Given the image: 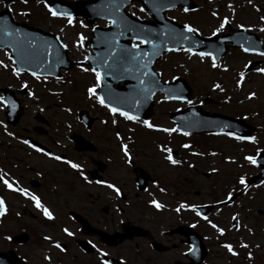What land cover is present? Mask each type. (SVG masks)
<instances>
[{"label": "flooded vegetation", "instance_id": "flooded-vegetation-1", "mask_svg": "<svg viewBox=\"0 0 264 264\" xmlns=\"http://www.w3.org/2000/svg\"><path fill=\"white\" fill-rule=\"evenodd\" d=\"M98 26L105 25L100 22ZM232 29L237 30L235 26L230 25L220 34L227 35ZM256 33L264 41V33L259 31ZM84 35L87 45L84 50L85 55H88L91 52L89 43L91 31L88 26L84 28ZM229 46L224 62L228 63L229 57L237 53L239 56L254 59L251 62L257 61L260 63L258 67H263L264 57L244 54L238 48ZM228 73L230 78L219 82L225 89L224 93L216 91L219 100L209 97L210 104H218L219 107L206 110L213 115L238 120L235 122L231 120L228 123L231 126L230 130L237 131L240 135L255 136L257 143L237 142L224 136L212 135L213 132L188 137L173 135V139L182 143L188 141L192 148L197 150L196 152L205 153L204 156L194 158L190 154L192 151L182 148L173 150L174 155L181 161L176 167L168 165L162 159L163 154L158 150V146L168 144L167 139H162L158 135L152 139L151 136L154 134L149 133H144L145 136H149L148 138L139 136L129 122L124 121L122 124L119 117H117L118 124L113 126L107 111L92 100L85 104L87 109L82 108L75 112L72 109L73 102L60 104L62 110L71 109L67 112V118H62L61 121H58L56 109L50 112L43 109L34 113V118L24 122L29 108L24 99L29 89L24 93L20 87L10 86L22 100L24 115L17 125L9 124L6 108L0 106V169L8 172L22 188L39 197L41 202L53 212L55 220L47 221L33 207L31 201L0 185V198L6 201L7 207L6 215L0 217V254H3L4 264L10 261L11 253L28 264L30 259L34 258L33 253L36 251L44 253L41 259H37L41 264H99L96 250L91 247L89 241L109 253L107 259L111 264L120 263L121 259L125 260L126 264H189L190 255L185 253H188L189 247H193L191 237L178 232L179 228L185 231V227L203 237L204 245H201L199 239V246L201 248L204 246L205 251L203 264H215L219 256L217 249L221 250L218 248L219 244L229 239L227 232L224 238L217 240L214 230L204 221L197 223L193 213L181 211L177 214L172 209L179 202L192 203L191 191L195 195L202 188H206V181L202 179V173H205L209 176L210 199L202 203L214 206L209 218L227 230L226 224L230 225L233 207H240L247 215L250 200L255 199L260 193L257 191L259 188H264V184L261 183L264 180H260L251 188L252 190H247V195L241 194L234 206H221L216 203L232 188L237 172L246 174L249 180V173H253L254 176L262 171L260 167L248 165L243 161V156L254 155L257 147L264 149V117L261 123L252 120L260 114L253 118L250 116L243 98L245 86L242 85L239 90L235 89V75L232 76V71ZM70 74L65 73L62 78L64 82L59 83L67 87L71 85L74 79H71ZM82 74L89 77V86H91L94 82L93 77L86 73ZM253 74L256 75V72L254 71ZM248 76L245 74V78ZM217 77L221 79L219 74ZM230 83L233 87L228 91L227 87ZM0 95H2L1 90ZM226 97L231 98L228 103H224ZM39 101L40 98L37 97L36 102ZM101 120H107L108 123H101ZM5 125L7 131L13 133L16 138L5 134ZM249 126L253 132L245 134ZM122 127L124 134L121 132ZM129 128H132V131H129ZM117 131L125 138L123 142L129 143L132 154L131 165L125 164L122 159L119 150L121 141L115 138ZM129 137L130 142L127 139ZM23 139L29 140L44 151L80 164L84 175L92 183L85 182L67 165L51 160L19 143ZM205 139L206 144L202 141ZM150 140L156 144L155 150L148 149ZM211 151H216L218 155L216 157L207 155ZM224 158L235 159L237 163L225 164L222 162ZM189 163L195 165V168H189ZM241 164L244 165L243 168L239 167ZM212 167L218 168L219 172L211 173ZM166 169H172L181 175L179 178L171 179ZM194 172L198 173L195 175ZM96 181H107L117 185L122 190V196L116 197ZM182 183L183 191L180 194L179 184ZM187 184H190L188 186L190 190H187ZM256 185L260 186L256 187ZM160 188H164L165 191L160 192ZM152 198L163 203L164 210L157 212L152 208L148 203ZM195 199L200 197L197 196ZM217 208L220 209L219 212ZM10 222L16 225V233H11ZM193 223L197 224L195 228L190 226ZM63 227L72 231L74 236L64 235L60 231ZM124 228L129 229L133 237L116 244L119 241V237L116 239V236L122 234ZM25 234L28 235L27 242L14 241L15 237ZM45 235H50L60 242L66 251L61 253L51 248L49 242L43 240ZM45 255H49L51 260H44Z\"/></svg>", "mask_w": 264, "mask_h": 264}, {"label": "snow or ice", "instance_id": "snow-or-ice-1", "mask_svg": "<svg viewBox=\"0 0 264 264\" xmlns=\"http://www.w3.org/2000/svg\"><path fill=\"white\" fill-rule=\"evenodd\" d=\"M21 4H29L30 0H19ZM35 3L42 4L43 9L46 11L48 17L51 20H63L66 22L69 28L75 27V17L67 11L60 10L57 7H53L51 0H34ZM251 4L252 0H248ZM3 3V0H0ZM143 5H149L148 11L155 16H158L161 21H165V17L162 15L165 11H171L176 9L177 0H142ZM131 7L132 0H106L101 11L96 14L105 21L106 27L109 29L108 32L98 33L96 28H92L93 34L97 37L94 42L96 50V56L93 57L91 54L85 55L83 60L77 63V67L82 73L89 74L93 77L94 82L91 86L86 88V95L89 100L94 101L95 104L105 109L111 118V124L116 126L118 124L117 117L122 118L129 124H139L145 129L153 132L164 133L171 137L173 134H178L184 137L190 136L188 130H183L185 127H209L215 126L220 130L213 132L212 135L224 136L237 142H248L252 144L257 143L255 136L240 135L235 131L230 130L231 126L228 123L217 124L216 122L202 121L199 119L189 120L188 118L181 116L179 126L175 127H160L151 123L147 119H141L138 112L144 104L153 99L157 92L162 94V99L158 100L157 103L178 101L180 103L192 106L194 101L187 99L183 95L184 89L175 85L173 82L177 81L179 77L173 76L171 80L161 81L162 72L154 71L152 68L153 61L156 57L160 56L162 52L169 53H180L183 52L186 55L188 61H191L193 57L198 58L199 62L203 64L205 61L209 62V67L212 70H219L221 72H228L229 68L227 65H222L219 60L218 52H222L223 49H211L209 46H205L203 40L197 39L202 36V32L196 26L190 23H184L181 29H177L173 25L175 24L174 19L169 18L167 22L159 29H152L146 27L143 24L132 21L129 16L122 11L125 7ZM229 9H233L232 4L226 5ZM8 8V11H11ZM146 11L144 6L139 8V12L144 13ZM182 11L185 14L195 12L197 9L192 7H183ZM20 15L27 16L30 13L21 12ZM211 15L218 21L211 35L217 37L220 33L224 32L225 29L232 24V20L228 16L223 18L218 17L216 11H212ZM233 15L234 9H233ZM135 16V13H132ZM140 18L136 17L138 21ZM260 22L264 24V16L260 17ZM80 28H85L83 22H80ZM235 28L240 33H250L253 31L251 27H245L244 24H236ZM60 32H64V27L58 29ZM261 33H264V27L256 29ZM243 43H239L238 47L241 52L249 55H256L264 57V50H257L256 43L253 41L251 36H241ZM56 43L48 41L38 34L21 33V31L7 22V17L0 18V51L3 52L7 58V62L0 60V69L5 71L9 70L11 75L17 80L21 78L23 74L31 76L36 82L46 84L48 78L55 75V69L65 63L64 56L61 54V49L66 50L68 45L61 41V38L57 36L55 38ZM122 40L128 41V43H122ZM86 37L82 33L75 34L73 47L77 49L86 48ZM158 41V42H157ZM101 48L103 51H101ZM90 64V66H86ZM184 67V65H180ZM254 68L255 72L264 75V67H255L251 61H248L243 65L242 70H239L235 75V89H241L244 81L246 70ZM57 82L61 81L59 76H55ZM132 81L129 84V92L127 95H121L114 91L109 81ZM71 83V81H69ZM21 90H28L29 84L22 82L19 85ZM212 91L225 92L224 87L220 83H214L212 85ZM27 96L31 99H36L34 91L28 90ZM53 95L60 96L61 93L54 92ZM251 101L256 98L254 92H250L245 97ZM230 97L224 99V103H228ZM243 101H241L242 103ZM0 106L11 107L15 109L16 105L10 100L0 95ZM65 112H70V108H64ZM43 111V109H41ZM177 111H180L177 109ZM192 117H197L198 114L195 112L191 113ZM247 119V117H244ZM101 123H108L107 120H101ZM176 123V122H174ZM5 134L9 137L16 138L13 133L7 131L5 125ZM71 127V125H69ZM132 131V128H129ZM117 141H121L119 144V150L122 153V159L125 164L131 165L132 154L129 150V143L123 142L124 137L117 131L115 133ZM129 142L131 138H127ZM19 143L26 146L29 149H33L37 153L48 157L51 160L58 161L67 165L70 169L74 170L80 175V177L87 183H92L87 176L84 175L83 169L80 164L64 159L61 156L44 151L40 147L30 142L27 139L20 140ZM183 149H190L192 147L189 143H182L180 145ZM158 150L163 154L162 159L172 167H176L181 164V161L174 158V153L171 147L158 146ZM264 153V149L259 147L256 148L254 155H244L243 161H246L248 165L253 167L264 168V162L261 157ZM192 156H204L203 152L192 151ZM207 155L216 157L218 153L216 151L208 152ZM223 163L225 164H236L237 161L231 158H224ZM189 168H195V165L189 163ZM239 167L243 168L241 164ZM219 169L216 167L211 168V173H218ZM97 184L109 189L116 197L122 196V190L117 185L107 181H96ZM264 184V181L261 182ZM0 185H3L8 191L18 193L20 196L25 197L27 200L32 202V205L37 209L47 221H54L55 216L53 212L46 207L36 195L28 192L25 188L19 185V182L10 176L6 171L0 169ZM239 186V187H237ZM250 184L246 178V174L236 173L234 176V183L230 190L224 193L223 199L217 200L218 205L231 206L235 203L236 192H241L247 195V190ZM260 185H256L259 187ZM147 191V189H145ZM164 188H160V192H164ZM149 205L154 208L157 212L164 210L165 205L160 203L155 198L148 201ZM210 207L203 203H185L179 202L173 209L175 213L179 214L181 211L191 212L199 221H204L208 227L214 230L215 234L219 238H224L227 231L239 232L242 225L240 223L239 215L233 214L231 216V227L225 229L219 226L216 222L209 218V215L205 213L204 209ZM220 209L217 208V212ZM7 213L6 201L0 198V217H3ZM195 228L196 223L190 225ZM250 235H254L250 228H246ZM60 231L68 236H74V233L67 227H63ZM10 239V237H5ZM43 240L49 242L51 248L58 250L63 253L66 248L61 245L60 242L56 241L52 236L45 235ZM91 247L96 250L98 255L99 264H111L107 259L109 253L97 248L95 244L89 241ZM239 249L248 250L245 253V258L248 261H252L254 256L250 251V245L245 242H237ZM219 247L224 249L230 257H238L240 253L236 250V247L231 242H223L219 244ZM259 247V245H256ZM196 249L189 247L188 253L195 255ZM44 260L50 261L49 255L44 256ZM120 264H126V261L121 259Z\"/></svg>", "mask_w": 264, "mask_h": 264}, {"label": "rangeland", "instance_id": "rangeland-1", "mask_svg": "<svg viewBox=\"0 0 264 264\" xmlns=\"http://www.w3.org/2000/svg\"><path fill=\"white\" fill-rule=\"evenodd\" d=\"M194 1L199 6V10L197 12L185 14L181 9H175L168 12L167 17L174 19V21H176L177 23H190L193 26L203 29L205 33H210L212 29L218 24L217 19L213 18L211 15L212 11H216L218 17L220 18L228 16L229 19H231L233 17L234 9V13L238 14V20L240 22H242L247 27L256 29L257 26L260 25L258 24V22H260V18H258V16H261L262 14H257L256 8H260L262 11L264 10V0H252L251 4L248 2V0ZM33 3L24 5L19 2L8 5L7 8L12 9L11 12L13 16L19 22H26L30 25L40 27L43 30L52 31L56 34H60L65 39L66 44L70 48V54L72 59H75L77 61L81 60L83 51L81 49L73 47L75 34L82 33L84 35V28H80V23L75 24V27L69 28L64 22L51 20L48 17L46 11L43 9L42 4H38L35 2ZM228 4H232L233 9H229L228 7H226V5ZM4 7L5 4L2 3L0 9H3ZM140 7V4L134 3L133 6L128 9V11L131 14L135 13V16L137 17L149 18L146 12H139ZM21 12H27L30 13V15L23 16L20 15ZM61 27H64V32H60L58 30ZM246 59L251 58H245L241 55L239 56L237 53H235V56L232 55L231 57H229V62L227 66L230 68V71L233 72L232 76L236 75L239 70H242ZM0 60L7 62V58L4 56L2 51H0ZM180 65H184V67L182 68L180 67ZM10 68L11 65L9 66V70L7 71H5L4 69H0V78L2 79L3 83L8 86H11V88H19L20 83L27 82L30 86L29 89L31 91H34L36 97L40 98V101L36 102V99H31L28 96L25 97L24 101L29 108L27 115H25L24 122L28 121L30 118H34V113L41 109H45L46 112L55 111L56 109V113L59 117L58 121H61L62 118H67L68 115L67 112L61 109L60 104L65 105L66 102H73L74 106L72 107V109L73 112H75L76 110L82 108L87 109V106L85 104L92 102L88 100L86 95V88L90 84V82L88 81L89 77L82 74V72L78 68L73 71L67 72L71 73L69 76L71 77V79H74V82L68 87L63 86L60 83L57 85L56 82L53 81H48L46 84L38 83L35 80L25 77L24 75L21 76L18 82L17 79L11 75ZM155 69L158 72H162L163 80H170L175 75H180L184 77L195 91L193 98H196L202 103H204V99L206 97H214L215 99L219 100L220 97L218 94H216V91H212V85L217 81H226L227 78H230L229 73L210 69L208 61H205L203 64H201L198 58L196 57H193L191 61H188L186 55L183 52H180L179 54H169L166 58H164V60L162 59L156 64ZM217 74L220 75L221 79H218ZM243 85L245 86L243 95L245 107L252 118L257 114H260L258 117H255L252 120H254L256 123H261V119L264 117V76L251 74L247 77L246 81H244ZM232 87V83H230L227 87L228 91H231ZM54 92H59L61 93V95H53L52 93ZM250 92H254L256 94L257 99L251 101L247 100L245 97ZM157 98L158 99L156 101L162 99L160 97ZM182 105L183 103H176L172 101L156 104L155 109L157 108V114L154 118V121L158 124H164L162 125V127H172L171 125H169L170 123L168 118V111L177 110L174 108ZM213 107H219V105H211L209 102L206 104L204 103V105L202 106L203 109H211ZM88 112L90 114V111ZM31 122L32 119L30 123ZM123 131L124 130L122 127L121 132L124 134ZM105 134H107V132H105ZM137 134L146 138L149 137L145 136L144 132L142 131H138ZM158 134L162 135V137L166 136V134L164 133ZM151 138L154 139L155 135H152ZM202 141H206V139ZM149 143L151 144L148 145V149L155 150L156 144L152 143L151 140ZM165 171L170 175L171 179L177 177L179 178V176L181 175L180 173H176L172 169H166ZM194 173L196 175V173L198 172ZM202 179L206 181V188H202V190L198 192L199 194L196 192L195 195L193 191H191L190 200H192V203H202L207 200L209 201L210 199L208 187L209 176H207L205 173H202ZM182 185L183 183L179 184L180 194L183 191V187H181ZM189 185L190 184H187V190H190V188L188 187ZM197 196H199L200 199H195ZM250 201L251 205H249V207H252L253 209L252 214L256 215L259 209L264 210V190L260 191L256 198ZM262 217L263 216H261V218L256 219L253 215L248 216L245 214L243 221L254 229L252 230V233H254V235H250L248 231L243 230L240 234L241 236H237L236 239H234L237 242H240L242 240L243 242L248 243L250 245V251L253 253V256L256 257L254 264H264V218ZM9 224L10 227H12L10 228L11 233H16V225L11 222ZM228 226L229 223L226 224V227ZM234 237V234H230V238L233 239ZM237 242L236 244H234L236 250L240 254H245L248 250L239 249ZM256 245H259V247H256ZM217 252L219 256L216 259L215 264H248L245 262L246 258L244 255L239 258H231L222 248L221 250L217 249ZM43 254L44 253L42 251H36L35 253H33L34 258H31L28 264H41L37 262V259H41Z\"/></svg>", "mask_w": 264, "mask_h": 264}, {"label": "water", "instance_id": "water-1", "mask_svg": "<svg viewBox=\"0 0 264 264\" xmlns=\"http://www.w3.org/2000/svg\"><path fill=\"white\" fill-rule=\"evenodd\" d=\"M6 1L14 2V1H17V0H6ZM31 1H33V0H31ZM134 1L142 2V0H132V3ZM51 3H52L53 7H57L59 9H63L64 11L72 10L74 12V14L83 12L85 15L89 16V14L97 15L96 13L103 9V6L106 3V0H90V1H83V2H75L73 4H65L61 0H51ZM180 5H182L184 7L196 8V6L192 2V0H177V7L180 6ZM144 6L148 10L149 5H144ZM125 8L122 9V11L128 15V13L125 11ZM164 13H162L163 16H164ZM151 15L155 19V22L146 23V22H142V21H139V20L137 21V20L133 19L131 16H129V15L128 16H129V18L132 21H135L136 23L137 22H139V23L141 22L140 24H143L146 27L152 28L154 30L161 28L163 26V24L168 21L167 19H165V21H161L158 16H155L154 14H151ZM3 17H7L8 24H10L11 26L19 29L21 31V33L38 34V35L42 36L43 38L47 39L48 41L53 42L54 44L56 43V40H55L56 37L54 35H52L50 33H45L43 31H41L40 29L31 28V27H29L26 24H18V23H16V21L14 20V18L12 17L11 13L8 10L0 12V18H3ZM173 26L176 27L177 29H181L182 28V26L177 25V24H174ZM108 31H109V29L105 30V32H108ZM217 39L221 43H219L217 41ZM203 41H205L204 45L205 46H209L211 49H214L213 47L215 45L222 46L225 43L224 40H220V38H217V37L214 38V39H211V40L204 39ZM121 42L125 43V44L128 43V41H126V40H122ZM60 51H61V54L64 56L65 63L63 65L58 66L55 69V75L56 76H60L59 75L60 68H62L64 70H68V69H71L74 66V63L70 62L69 59H68L67 50L61 49ZM165 53H166V51L162 52L160 56L155 58V60L153 61V64H152V68H153V65L156 63V61L159 58H161ZM219 56H222V55H219ZM180 82L183 83V81L177 80V81L174 82V84L179 86L178 83H180ZM184 85H186L185 82H184ZM6 94L10 95L8 91H6ZM186 98L189 99V96L187 95ZM6 100H10L12 103H14L16 105L15 109H12L11 107H9L10 110L12 111L11 114L15 113L17 111V109L19 108V102L17 100H14V99L12 100L10 97L6 98ZM146 103H152V100H150V101H148ZM151 109H152V106H150L148 111L145 113V117H148L151 114ZM201 116H202L201 118H203V119L208 117V115H206V114H201ZM172 117H174V115ZM191 128L196 130L198 128V126L197 127H191Z\"/></svg>", "mask_w": 264, "mask_h": 264}]
</instances>
